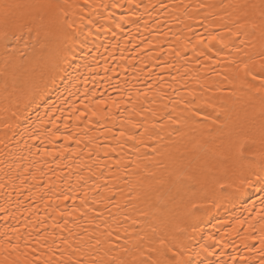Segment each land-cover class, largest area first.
Listing matches in <instances>:
<instances>
[{
    "label": "snow or ice",
    "instance_id": "obj_1",
    "mask_svg": "<svg viewBox=\"0 0 264 264\" xmlns=\"http://www.w3.org/2000/svg\"><path fill=\"white\" fill-rule=\"evenodd\" d=\"M141 9L156 13L151 23L162 37L147 46L157 52L166 46L161 66L183 68L184 74L171 77L178 86L169 84L170 93L160 85L138 90L136 100L128 94L131 103L120 116L129 112V118L121 120L117 144L127 151L114 160L110 179L98 182L91 166L79 161L87 175L61 174V164L82 151L73 133L77 121L118 118L104 94L108 87L121 95L124 90L100 75L99 50L112 49L115 56L119 45L109 37L118 41L126 25L142 20L147 27ZM98 85L104 92H97ZM112 105L119 109L116 100ZM58 140L59 162L56 156L53 162L61 171L49 166L48 176L40 169L47 179L37 185L46 209L61 217L51 225L58 231H47V216L30 229L27 222L23 229H5L0 264H264V0H0L4 155L12 152L10 141L40 153ZM73 141L75 149L67 146ZM9 167L28 172L27 166ZM73 175L81 188L92 181L91 188L69 195V189L78 191L69 183ZM16 178L23 186V177ZM6 205L7 199L0 219L7 223ZM230 205L248 215H221ZM77 220L86 222L79 230Z\"/></svg>",
    "mask_w": 264,
    "mask_h": 264
},
{
    "label": "bare ground",
    "instance_id": "obj_2",
    "mask_svg": "<svg viewBox=\"0 0 264 264\" xmlns=\"http://www.w3.org/2000/svg\"><path fill=\"white\" fill-rule=\"evenodd\" d=\"M121 3H124V0H120ZM144 3H148V0H143ZM155 2V0H154ZM193 4L197 2V0H191ZM116 15L119 16L122 12L127 15V12L124 10H115ZM141 14L144 16V19L149 21L147 27L143 20L139 25L132 24L125 26V32L122 34V38L117 40H113L109 37V42L113 44H118L119 46L115 49V56L111 55L112 49L109 50L108 53L104 52L103 48L99 50V73L101 76L108 75L112 77V83L115 84L117 81L119 82L120 87L124 90L123 95L120 92L114 90L111 87H108V91L105 92L104 98L108 101V107L111 111L118 117L117 119L108 118L103 121L95 122L93 124L85 125L82 121H77L80 126L73 130L74 135L77 138L81 139V144L79 148L82 150L79 156H72L69 161H64L61 164V168L63 171L61 174L67 173L70 170L81 171L87 175V172L83 168L77 167V161L81 164L87 166H91L93 172L96 177H100L98 182L102 183L105 177H110V172L113 171L116 167L114 164V160L118 158V154H122L127 151V148L121 150L117 147L118 142L122 143L121 138H119L118 133L121 130L120 124L121 120H126L129 118V112H123V116H120V112H122L131 101H128V94L131 93L133 96V100L137 98L138 90L140 92L147 90L149 86H151L152 90L155 91L159 88L160 85H163V88H159L160 91L163 92H171V88L168 87L169 84L173 86L176 85V81L172 80L173 76H182L184 74V69L180 68V71L177 72L176 67L167 66L162 67L163 61L167 59V47L163 46L160 48V51L157 52L155 47H148V41H153L161 39L156 32L153 31L154 25L151 21L154 19L156 13L149 15L148 13H144L143 9H141ZM131 38V39H130ZM105 37L101 35L100 40L103 41ZM127 45V47H125ZM132 45H138L140 47L133 48ZM123 49V56L121 58V50ZM146 49V50H145ZM135 57V59H132ZM105 60H107V64H105ZM107 67L109 69H115V72L109 71L107 74L104 73L103 69ZM191 67V65L189 66ZM127 68V71H125ZM159 78V79H158ZM193 87H195V81L190 82ZM101 85H104V81H100ZM89 88L92 87L90 83L88 85ZM97 92H104V87L97 86ZM61 92H64L63 86L60 89ZM111 97V99H109ZM176 98V97H173ZM94 99H99V96ZM52 100H56L57 96L54 94L52 96ZM112 100H116L119 104V109L113 107ZM87 102V101H85ZM79 104V101L77 102ZM40 113L43 114V108L40 109ZM65 114H67V109L65 108ZM134 119H139V117H135V114H132ZM33 121L36 120V115L33 113L32 117ZM87 119V118H85ZM69 124L72 123L71 120L67 121ZM23 127V125H22ZM63 131V128L61 129ZM116 135L117 139H113V136ZM27 137H25L26 139ZM19 139V137H16ZM32 141H29V145ZM36 143H39L38 141ZM63 144V141H56L55 147L49 144L47 145V149L43 152L37 153L35 148H31L25 146L23 142L20 145H16L14 141H10V147L12 152L10 155L5 156L4 152L7 149H4L2 145H0V184H6V187L0 188V205H5V201L7 199V208L9 211V219L7 223L5 220L0 219V232H3L5 229L11 232L12 226L23 229V225L25 222L28 223L29 229L34 225H39L40 221H44L47 216V224L49 228L47 231H58V229H52L51 225L54 220H60L59 217L52 209L45 207V202L40 200L41 190L37 187L39 181L41 179H47V176H42L40 169H43L48 176H51L52 173L49 171V166L52 170L60 172V169L56 168V163L53 162V157H57V162H59V157L57 156V152L60 146ZM87 145L88 147H85ZM69 148L75 149L77 146L73 142H69L67 145ZM116 148V151L113 152L112 149ZM91 150L94 154L91 158L88 157L87 153ZM51 153V155H49ZM98 153V155H96ZM107 153V155H106ZM67 155V153L65 154ZM23 156L24 160H19L17 158ZM20 165V167L27 166L28 172L22 173L19 168L9 167V165ZM70 165V167H65L64 165ZM106 165H110L111 168L106 167ZM101 172L104 173V176H101ZM35 175L37 177L36 180L32 179V176ZM17 176L23 177V186H21L20 179H17ZM53 182L55 181V177H53ZM72 185V188L77 189V192H73L72 189L68 190L69 195H77L86 191L88 188H91L92 181H89V184L83 188H81L76 180L75 175H73L72 180L69 182ZM66 187V186H65ZM127 187V185H124ZM58 191L62 190L58 187ZM94 193H89V195H93ZM31 197V199L29 198ZM57 204L62 203L61 201H54ZM68 205L72 204V201L69 200ZM79 204V200L76 201ZM247 203H251V201H247ZM246 206V205H245ZM67 210V209H66ZM259 211V204L257 201V206L255 209H252L253 216L252 219L255 220V212ZM247 216L248 213L244 212V208L240 205L236 207L229 206L227 211L222 210L221 215L232 216L233 214H241ZM3 213H0V216H3ZM67 219H72L71 217H65ZM79 230V226H83L86 222L76 221ZM216 223L213 220L211 223L207 225V230H212L213 225ZM67 227L71 228L72 224H69ZM66 234V233H65ZM231 252V249L228 250ZM244 254L254 256L255 253H249L247 249L244 250ZM227 259V256H225Z\"/></svg>",
    "mask_w": 264,
    "mask_h": 264
}]
</instances>
